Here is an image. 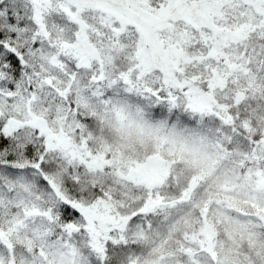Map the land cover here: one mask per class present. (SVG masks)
<instances>
[{
  "label": "snow or ice",
  "instance_id": "6c2138e0",
  "mask_svg": "<svg viewBox=\"0 0 264 264\" xmlns=\"http://www.w3.org/2000/svg\"><path fill=\"white\" fill-rule=\"evenodd\" d=\"M0 264H264V0H0Z\"/></svg>",
  "mask_w": 264,
  "mask_h": 264
}]
</instances>
